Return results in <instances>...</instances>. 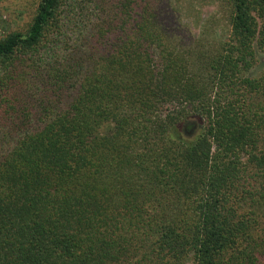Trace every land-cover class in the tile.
<instances>
[{"label": "trees", "instance_id": "1", "mask_svg": "<svg viewBox=\"0 0 264 264\" xmlns=\"http://www.w3.org/2000/svg\"><path fill=\"white\" fill-rule=\"evenodd\" d=\"M30 3L0 37V264H264V0Z\"/></svg>", "mask_w": 264, "mask_h": 264}, {"label": "rangeland", "instance_id": "2", "mask_svg": "<svg viewBox=\"0 0 264 264\" xmlns=\"http://www.w3.org/2000/svg\"><path fill=\"white\" fill-rule=\"evenodd\" d=\"M30 7L31 3L30 0H0V37L3 35L8 34L9 32L16 31V30H24L26 28V25L29 21L30 16ZM198 8V7H197ZM217 9L212 4L206 5L200 12L199 16L200 19L197 20V15L191 16V15H185L186 19L185 22L188 25V29L192 30L193 32L198 35L202 29L203 23L205 21L210 20L213 16L218 15ZM217 19L220 20L219 25H217L215 28L213 27V39L220 40L224 38V36L227 34L228 29L226 28V25H224V22L222 23L221 18L217 16ZM203 21V23H202ZM196 23V24H195ZM264 66V55L260 56V65L256 71H260ZM254 72V74L256 73ZM32 85L26 86L27 89H24V91L28 92V96L31 99L30 104L35 106V111H39V107L41 106L40 99L43 97V90L41 87L35 82L30 81ZM65 102H60V105L65 104ZM33 119L32 126H34ZM1 134L5 135V132L7 128L3 127V125H0ZM18 136V135H17ZM3 138V137H2ZM16 135L7 137L6 141L14 143L16 140ZM9 147V145H5L3 150H6V147Z\"/></svg>", "mask_w": 264, "mask_h": 264}]
</instances>
